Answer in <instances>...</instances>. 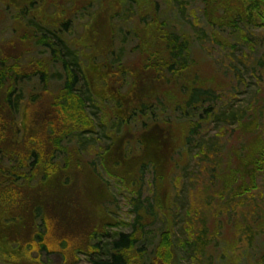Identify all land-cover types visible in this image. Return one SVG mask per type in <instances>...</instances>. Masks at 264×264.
<instances>
[{"label": "trees", "instance_id": "obj_1", "mask_svg": "<svg viewBox=\"0 0 264 264\" xmlns=\"http://www.w3.org/2000/svg\"><path fill=\"white\" fill-rule=\"evenodd\" d=\"M129 2L146 22L144 35L138 36L139 28L134 32L141 43L136 59L121 65L114 59L115 20ZM0 3V27L12 11L25 20L10 37H0V264H79L83 257L90 264H176L169 181L179 165L177 154L203 125V115H215L218 92L226 84L205 78L188 58L190 37L175 32L150 0H90L91 19L77 40L65 32L72 28L70 11L80 0ZM242 13L225 16L237 24ZM40 51L49 57L40 58ZM56 66L63 83L50 99L47 131L31 133L28 125L40 127V105L47 104L45 97L40 99V83L50 85ZM88 101L101 114L104 128H115L101 159L107 176L136 197L130 232L113 234L119 225L109 214H99L104 206L100 187L82 185L75 195L61 189L74 182L75 174L66 142L92 133L96 124ZM66 105L71 114L64 111ZM162 111L184 118L165 120ZM156 130L160 138H144L146 131ZM257 148L255 154L262 156L264 148ZM75 159L79 162L77 154ZM147 170L155 188L151 200H143ZM229 180L228 187L235 177ZM162 216L169 228L150 249L148 234ZM259 226L258 238L264 241V222ZM256 264H264V253Z\"/></svg>", "mask_w": 264, "mask_h": 264}, {"label": "rangeland", "instance_id": "obj_2", "mask_svg": "<svg viewBox=\"0 0 264 264\" xmlns=\"http://www.w3.org/2000/svg\"><path fill=\"white\" fill-rule=\"evenodd\" d=\"M80 1L81 4L70 11L69 17L74 23L65 32L69 40L84 35L91 19L90 0ZM150 1L159 5L160 16L175 32L190 37L192 49L188 58L205 78L223 80L226 84L218 92L215 115H203V125L193 134L188 147L177 154L179 165L169 181L176 264H234L238 259L241 264H256L264 253V241L258 238L262 233L259 225L264 222V153L255 154L257 145L264 148V0ZM127 4L124 14L115 20L118 36L114 59L121 65L136 59L141 43L134 38V32L139 28L138 36L144 35L142 27L146 22L133 3ZM225 12L243 13L239 22L232 24ZM58 19L60 17H56ZM60 22L67 24L68 20ZM24 23L25 20L12 11L0 27V37L3 33L10 37L13 30ZM43 52L40 51V58L49 57ZM60 70V66L54 68L48 87L40 83V99L45 97L47 104L40 105V127L35 123L28 125L31 133L47 131L46 122L50 120H45L50 118V99L62 88ZM32 87L36 85L31 83L30 90L34 89ZM64 111L72 113L69 105ZM88 112L96 121L95 127L92 133L66 142L72 151L69 159L75 174L74 182L61 189L75 195L82 190V185L89 187L93 183L100 187L104 206L98 209L99 214H109L116 223L112 222L119 225L113 234L130 232L136 197L107 176L101 159L106 146L112 144L111 133L115 128L110 125L104 128L105 124L99 121L101 114L90 101ZM160 115L172 122H181L184 118L183 113L173 111H162ZM253 124L258 129L253 128ZM160 133V130L146 131L144 138L158 139ZM231 175L235 180L228 187ZM144 180L143 200H151L155 188L150 170L145 172ZM93 212L97 214L96 210ZM167 228V218L159 217L148 234L150 249L156 246L161 232ZM79 264L90 263L83 257Z\"/></svg>", "mask_w": 264, "mask_h": 264}]
</instances>
